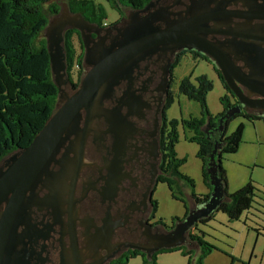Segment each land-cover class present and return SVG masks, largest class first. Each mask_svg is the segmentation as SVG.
<instances>
[{"label":"flooded vegetation","instance_id":"flooded-vegetation-1","mask_svg":"<svg viewBox=\"0 0 264 264\" xmlns=\"http://www.w3.org/2000/svg\"><path fill=\"white\" fill-rule=\"evenodd\" d=\"M198 2L203 8L208 3L210 10L230 13L216 18L218 26L209 21L213 29L239 31L249 25L255 30L264 25V0H153L150 11H186ZM125 8L128 12L122 9L115 21L104 25L88 21L90 25L83 29L84 34H91L88 46L98 55L101 49L118 48L115 43L133 10ZM145 13L139 11V15ZM230 37L207 34L213 41ZM73 39L82 60L76 69L65 62L57 79V93L63 98L57 107L95 65L84 59L78 29ZM252 40H243L248 51L230 50L231 59L242 71L261 66L257 58L264 56L258 51L264 50V40ZM187 55L201 57L220 71L209 57L193 48L162 46L136 63L127 62L131 71H112L106 82L115 83L101 100L103 112L89 116L85 109L80 110L77 133L63 141L49 164L51 182L43 175L22 196L14 198L9 192L0 198V264H123L135 255L148 259L165 249L156 248L161 235L169 232L176 220L166 223L157 215L155 191L159 181L171 178L164 149L171 129L166 111L173 94L172 70ZM232 99L241 107L240 114H257L252 108L244 110L233 94ZM205 130L213 128L206 125ZM17 154L15 150L0 158V178Z\"/></svg>","mask_w":264,"mask_h":264},{"label":"water","instance_id":"water-1","mask_svg":"<svg viewBox=\"0 0 264 264\" xmlns=\"http://www.w3.org/2000/svg\"><path fill=\"white\" fill-rule=\"evenodd\" d=\"M152 4L153 0H150L142 8L131 10L127 25L120 31L121 38L115 43L118 48L114 51L101 49L99 55L96 49L88 46L91 34H84L83 29L90 23L81 13L73 12L67 4H63L57 13L48 19L43 36L46 40L50 70L55 85L58 86L57 79L65 70L63 42L64 32L67 29L74 28L80 31L84 46V59L95 65L84 76L73 94L67 97L60 107L56 106L31 142L17 150L18 154L11 159V164L0 178L1 199L9 192L13 193L14 198L22 196L24 191L34 187L43 175L46 176L44 179L46 182H51L49 164L55 160V155L63 141L69 135L77 133L80 110L85 109L89 116L102 113L101 100L111 91L115 83V81L106 82L112 71H131L127 62L132 60V63H136L145 55L155 52L159 46L170 49L175 47L193 48L205 54L219 68L226 86L237 97L242 108L244 110L252 108L258 115L264 114V71H262L264 56L257 58L261 59V66L258 69V66L254 65L253 71H242L230 57V52L237 53L239 48L248 51V48L243 47L244 38L250 37L253 42L264 40V25L255 30L251 29L249 25L239 31H226L218 27L213 29L209 27V21H215L218 26L216 18L219 16L229 17L230 13L210 10L208 3L203 8L201 2L194 3L186 11L179 12H173L168 8L150 11ZM139 11H147V13L139 15ZM172 14L176 17L170 18ZM159 21L164 24L158 26L157 22ZM209 33H224L231 37L223 41H213L207 38ZM258 51L264 52V50ZM236 58L241 57L237 56ZM256 64H258V60ZM244 90H247V93ZM251 94H255L257 97H251ZM62 99V95L58 92L57 103ZM240 111L239 105H233L228 108L223 118H228ZM221 120H218L217 128H220ZM217 148L218 144L215 142L206 168L209 183L212 186L209 199L201 206L194 205L188 210L187 215L176 220L174 227L166 234L161 235L160 243L156 249L175 248L185 244L188 241L189 231L198 219L207 216L221 201L224 192L222 183L217 176L219 162L215 159Z\"/></svg>","mask_w":264,"mask_h":264},{"label":"trees","instance_id":"trees-1","mask_svg":"<svg viewBox=\"0 0 264 264\" xmlns=\"http://www.w3.org/2000/svg\"><path fill=\"white\" fill-rule=\"evenodd\" d=\"M105 1L111 8L121 13L124 7L140 9L150 0ZM67 5L73 12L81 13L89 22L104 25V21L108 18L106 7L94 0H67ZM58 10L59 5L52 0H0V158L28 145L56 108L57 88L50 70L43 30L49 15L56 14ZM74 31L75 29L70 28L64 32L63 47L68 67L73 66L75 62L79 65L82 60V54L78 53L74 46ZM216 72L226 90V93L220 97L222 110L215 116L208 110L206 95L213 88V82L205 74L196 76L194 81H191L189 76L182 77L178 82L177 90L187 98L199 102L201 117L189 116L181 121L172 118L170 120L171 129L164 145L168 171L171 176L170 179L166 178L165 182L171 194L183 200L180 197L179 188L185 182L191 187L190 199L194 205L201 206L210 197L212 186L209 183L206 168L215 142L218 144L215 156L216 161L219 160L217 176L222 183L224 194L221 201L207 216L198 219L193 227L196 231L191 232L190 230L188 233V239L198 246V251L195 249L193 251L185 244L167 249H179L190 260L196 252V260L192 264H203V258L215 249L204 239L207 233L198 228L199 225H207L214 220V213L219 210L226 213L229 220H234L239 219L243 213L249 212L252 208L257 209L253 204H259L255 200L258 189L252 181L233 192L227 190V176L221 159L223 154L233 153L238 149L243 124H239L232 132L226 134L227 123L240 113L223 118L228 108L234 105V99L220 72ZM171 101L172 99L169 104ZM242 114L248 120L262 119L264 122L263 115ZM219 119L222 120L220 128H217ZM179 123L194 132L190 140L197 143V156L204 164L203 181L210 190L206 194H196L193 191V180L179 171V166L185 161V159H179L174 150V145L178 140L177 126ZM206 125L212 127L213 130L207 132ZM188 209L186 206L185 215ZM173 220L179 219L174 217ZM253 228L257 233L260 232V227ZM151 260L154 263V256ZM190 260L187 264H191ZM143 264H148L146 259H143Z\"/></svg>","mask_w":264,"mask_h":264},{"label":"rangeland","instance_id":"rangeland-1","mask_svg":"<svg viewBox=\"0 0 264 264\" xmlns=\"http://www.w3.org/2000/svg\"><path fill=\"white\" fill-rule=\"evenodd\" d=\"M52 1L56 2L59 7L63 6V4H67V0ZM94 1L102 3L106 7L108 12L107 22L115 21L119 17V11L115 8H111L105 0ZM123 11L127 13L128 9L124 7ZM53 15L54 14H50L49 19H51ZM172 74L173 94L172 101L166 111L168 119L175 118L181 121L189 116L201 117L199 102L187 98L177 90L178 82L184 76H189L191 81H194L196 76L205 74L212 80L213 88L206 95L207 107L213 116L222 110L220 97L226 93V90L217 72L213 68L212 63H209L201 57L192 55L183 56L174 66ZM241 123L243 124V133L239 147L233 153L223 154L221 163L227 176L228 192H233L247 182L252 181L258 189V191H256L257 195L255 200L259 204H253L257 209L252 208L248 212V216H246V213H243L239 219L229 220L226 213L220 210L214 213L216 221L213 225L216 227V230L204 227V230H206L205 232L210 234L205 235L204 239L212 244L215 249L203 258V264H244L242 263L243 261H239L234 257L233 251L236 256L241 254L242 251L243 255L245 254L244 256H246L248 251L253 247L254 236L256 235V231L253 227L256 225V222H258L257 217L264 219V122L262 119L248 120L243 114H238L227 123L226 134L232 132ZM177 133L178 140L174 145V150L179 159H185L179 166V171L193 180V191L196 194H206L210 190L203 181L202 169L204 164L197 156V143L190 140L194 132L179 123L177 126ZM179 189L181 193L180 197L183 200L175 198L171 194L166 182L161 180L157 184L155 191L157 215L166 223H170L171 219L174 217L177 219L183 218L186 213V206L189 209L191 208L189 202L191 187L183 182ZM262 220L261 223L264 224V220ZM217 230L225 231L228 235H231V238H226ZM185 245L192 248L193 251L194 248L197 247V245L189 239ZM263 247L262 239L259 237L256 250L260 251ZM226 251L230 253H226ZM195 254L192 255L190 260L189 257L183 254L179 249H164L154 255V263L151 260L152 258L146 260L148 264H187L189 260L192 264L195 263L196 260ZM143 259H145L143 256L135 255L123 264H143Z\"/></svg>","mask_w":264,"mask_h":264},{"label":"crops","instance_id":"crops-1","mask_svg":"<svg viewBox=\"0 0 264 264\" xmlns=\"http://www.w3.org/2000/svg\"><path fill=\"white\" fill-rule=\"evenodd\" d=\"M189 202H190L191 207L194 206V202L192 201V199L189 198ZM246 216H248V212L246 213ZM257 218H258V222L260 224L257 222V224L254 227H260V232L255 233L256 235L254 236L253 247L248 251L246 256H244L245 254L243 255V251L241 252V254H239L237 256L234 254V251H233L234 257H236L239 261H243L242 263H244V264H264V247L260 251L256 250V245H257V242L259 241V237H261L263 245H264V224L261 223V220L263 218L262 219L259 217H257ZM246 219H247V217H246ZM215 221H216V218L214 217V220L209 222L207 225H199L198 228L204 230V227H208V228H212V229L216 230V227H214V225H213V223ZM192 231L194 232L196 230L194 228H192L191 232ZM204 231H206V230H204ZM217 231L220 232L222 235H224L226 238H229V239L231 238V235H228L225 231H222V230H217ZM207 235H210V234L207 233ZM227 243H228V241H227ZM194 249L196 251H198V246L195 247ZM226 253H230V252L226 251ZM226 255H229V254H226Z\"/></svg>","mask_w":264,"mask_h":264},{"label":"built area","instance_id":"built-area-1","mask_svg":"<svg viewBox=\"0 0 264 264\" xmlns=\"http://www.w3.org/2000/svg\"><path fill=\"white\" fill-rule=\"evenodd\" d=\"M105 22H106V21H104L103 24H105ZM73 68H74V69L78 68V64H77L76 62L73 64Z\"/></svg>","mask_w":264,"mask_h":264}]
</instances>
